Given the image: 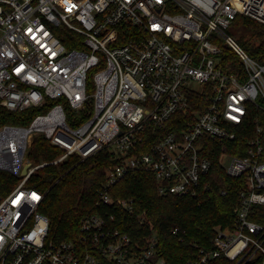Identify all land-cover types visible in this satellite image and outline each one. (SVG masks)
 <instances>
[{
  "label": "built area",
  "instance_id": "obj_1",
  "mask_svg": "<svg viewBox=\"0 0 264 264\" xmlns=\"http://www.w3.org/2000/svg\"><path fill=\"white\" fill-rule=\"evenodd\" d=\"M239 15L264 25V0H0V106L41 110L27 127H0V171L19 179L0 194V264H167L155 231L135 240L107 211L86 214L76 241L49 240L30 178L103 150L120 163L99 206L131 215L133 200L108 194L126 175L147 171L161 194L197 197L211 190L204 179L218 153L240 182L234 221L187 264H264V65L229 33ZM223 46L242 73L224 71ZM38 135L62 154L34 165Z\"/></svg>",
  "mask_w": 264,
  "mask_h": 264
},
{
  "label": "trees",
  "instance_id": "obj_2",
  "mask_svg": "<svg viewBox=\"0 0 264 264\" xmlns=\"http://www.w3.org/2000/svg\"><path fill=\"white\" fill-rule=\"evenodd\" d=\"M236 29L252 34L253 38L241 45L264 65V25L239 15L232 23V31ZM223 49L224 71L230 74L242 73L240 59L230 48L223 46ZM194 100L203 101L205 107L208 105V97L199 93L195 94ZM192 106L199 109L196 104ZM39 113L40 109L11 112L0 106V127H27ZM187 125L185 123L178 129ZM245 141L246 138L240 136L237 143L244 145ZM61 154L62 151L53 147L44 135H38L33 139L28 159L34 165H40L54 161ZM209 158L213 166L204 181L211 186V190H202L197 197L181 198L161 194L159 182L153 173L147 171H135L126 175L108 189V194L114 199L133 200L135 212L132 215L115 206H99L100 193L107 184L108 171L120 163L108 150L84 161L77 156H70L57 166L40 168L32 175L28 186L44 194L40 212L49 219V240L56 244L76 241L81 220L86 214L107 211L117 219L115 228L129 233L135 240L140 241L151 231H155L160 242V256L167 264H187L198 257L199 248L209 246L217 227L232 226L234 208L239 203L240 182L228 178L220 164L218 153ZM18 182L17 177L0 171V194H8ZM223 191L226 194H222ZM259 210L264 211V208ZM256 220L264 223L259 217ZM175 229L179 230L176 235ZM211 264L232 263L220 258Z\"/></svg>",
  "mask_w": 264,
  "mask_h": 264
},
{
  "label": "rangeland",
  "instance_id": "obj_3",
  "mask_svg": "<svg viewBox=\"0 0 264 264\" xmlns=\"http://www.w3.org/2000/svg\"><path fill=\"white\" fill-rule=\"evenodd\" d=\"M240 35H239V34ZM231 35L234 37V39L236 40V42L241 45L242 42H245L246 40H248L249 38H253L252 34H246L245 32H241L239 29H236V30H233L231 32ZM240 38H243L242 40L239 39ZM242 46V45H241ZM194 88L195 89H200L201 88V85L198 83V82H195L194 84Z\"/></svg>",
  "mask_w": 264,
  "mask_h": 264
},
{
  "label": "water",
  "instance_id": "obj_4",
  "mask_svg": "<svg viewBox=\"0 0 264 264\" xmlns=\"http://www.w3.org/2000/svg\"><path fill=\"white\" fill-rule=\"evenodd\" d=\"M26 172H27V167H25V168L23 169L22 174H26Z\"/></svg>",
  "mask_w": 264,
  "mask_h": 264
}]
</instances>
